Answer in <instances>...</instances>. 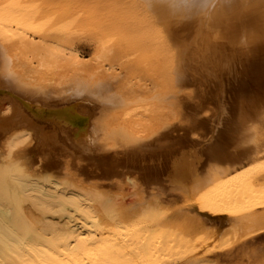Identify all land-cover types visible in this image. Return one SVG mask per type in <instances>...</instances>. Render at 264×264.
I'll use <instances>...</instances> for the list:
<instances>
[{
	"label": "bare ground",
	"instance_id": "6f19581e",
	"mask_svg": "<svg viewBox=\"0 0 264 264\" xmlns=\"http://www.w3.org/2000/svg\"><path fill=\"white\" fill-rule=\"evenodd\" d=\"M46 3L0 18V264H208L262 232L264 0Z\"/></svg>",
	"mask_w": 264,
	"mask_h": 264
},
{
	"label": "rangeland",
	"instance_id": "374dc122",
	"mask_svg": "<svg viewBox=\"0 0 264 264\" xmlns=\"http://www.w3.org/2000/svg\"><path fill=\"white\" fill-rule=\"evenodd\" d=\"M22 1L23 2H27V1L30 2L32 0H30V1L29 0H21V2ZM39 1H40V3L44 2V1H45V3L47 2V0H39ZM39 1L37 0L38 3H39ZM63 1L69 2L68 6L72 5V7H69L70 8L69 10H64V11L69 13V11L72 8V10L70 12H73V14H74V12L79 13V14L83 13L84 11H86V9L88 11V7L93 6L92 5L93 3H89L90 0H62V2ZM19 2H20L19 0H0V4H2V5H6L9 7V5L11 6L14 4L13 7H15V8L18 7V8H16L18 10L12 11L9 14L3 15L0 13L1 14L0 18H2L3 20H7V17H8V19H9V21L7 20L8 23L11 21L9 24L10 25L9 28H5L6 31H12V28L14 26H16L17 23H19L21 21L19 19H21L23 16H26V14L23 13V10L20 9L21 2L20 3ZM33 2H36V0H33ZM58 2H61V1H58ZM46 4L48 5V8L44 4V6H46L44 9L48 10L50 3L49 4L46 3ZM38 5H39V8H43L40 6V5L43 6V4H37V7H38ZM56 5H52L53 7H51L50 9L53 8V10L56 11V9H58L59 7L61 9H64L63 7L65 6L64 5L62 7L61 3H60V6L58 5L57 6L58 8H57ZM100 5H104V3H101ZM54 6L56 7V9L54 8ZM37 7L34 6L33 8L36 9ZM66 8H67V6L65 7V9ZM58 11L62 12L60 9ZM58 11H56V12H58ZM14 30H15V28L13 29V31ZM257 128H258V132H259V148L258 149L262 153L261 157H264V112L262 113L261 120H259V122L257 123ZM112 182H107V184L101 183L104 186L100 187V190H102L103 192L112 194L114 196H118L119 194L122 193L121 195H119V197H121L123 195L125 196V194H127L128 192L131 194L133 191L132 186L129 185V183H127V182H126L127 183V185H126L124 180L122 181L123 183L121 182V180H115ZM86 188H88V186ZM129 195H126V196H129ZM181 203H183V200H181V199L178 200L176 203L177 205L175 207L181 205ZM262 211L264 212V209H261L258 212H262ZM48 220L53 221V222H59V220H57V219L49 218ZM61 222L62 221L60 220L59 223H61ZM220 233H222V231H220ZM230 240L232 241V243H230ZM214 244H215V246L218 247V248H216V250H214L212 252H208V253H203V252L199 251L195 255L196 258L195 257L194 258L198 259L199 261L208 260V261H210L208 264H264V230L262 232L256 234L253 237H246L242 241H234L233 239H230L229 237L221 236L218 239H216Z\"/></svg>",
	"mask_w": 264,
	"mask_h": 264
}]
</instances>
